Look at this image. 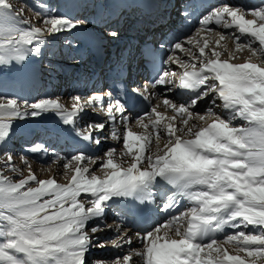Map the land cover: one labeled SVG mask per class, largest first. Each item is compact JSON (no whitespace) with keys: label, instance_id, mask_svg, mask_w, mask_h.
Wrapping results in <instances>:
<instances>
[{"label":"snow or ice","instance_id":"1","mask_svg":"<svg viewBox=\"0 0 264 264\" xmlns=\"http://www.w3.org/2000/svg\"><path fill=\"white\" fill-rule=\"evenodd\" d=\"M23 12L12 0H0V68L25 65L41 56L48 37L71 35L87 24L44 3L34 10L35 22ZM198 24L163 60L181 71L164 70L150 82L152 89L183 90L187 102L153 104L159 97L147 82L122 94L114 83L106 91L74 95L70 107L59 98L0 96V264H89L92 248L132 244L122 220L105 223L106 209L115 202L147 208L158 195L156 209L166 219L136 232L140 247L92 264H264V5L223 4ZM244 50L250 55L237 62ZM200 101L208 105L203 113L193 111ZM141 102L144 112L131 115ZM89 111L103 119L79 127ZM46 114L86 147L109 138L122 147H109L103 156L84 150L56 155L53 163L63 161L67 182L40 179L27 156H20L23 168L13 164L9 144L17 122ZM133 121L141 131H133ZM106 127L108 137L94 135ZM27 151L46 149L41 143ZM105 230L116 236L101 241L95 234Z\"/></svg>","mask_w":264,"mask_h":264},{"label":"bare ground","instance_id":"2","mask_svg":"<svg viewBox=\"0 0 264 264\" xmlns=\"http://www.w3.org/2000/svg\"><path fill=\"white\" fill-rule=\"evenodd\" d=\"M58 2H59V0H51V3H56L57 4ZM222 31L227 32V30H224V29ZM80 38H83V36H80ZM228 43H229V47H233V45L230 42H228ZM244 52H246V53L244 54ZM247 52H248L247 50H244L242 53H238V54H242V57H240V60L237 61V62H243V59L244 58H247L250 55V53L248 52L249 53V55H248ZM180 56L183 57V58H185V59H187V57L184 56L183 53H181ZM78 61L81 62L82 64H85L86 63V61H84V60H79L78 59ZM69 67H70V71H72L73 73H75V75H79V72L80 71L75 72L74 71L75 69L72 68V64H70ZM8 68H10L13 72H16V73H17L16 70H19V69H22V68L26 69V67L24 65L23 66H16V67H8ZM1 71H2V68H0V72ZM17 74H20V73H17ZM80 76H83V73H81ZM87 76H89V75H86L84 77H87ZM36 90L39 91V88H36ZM52 92H54V91H52ZM162 94L163 95H166L169 99H172L174 102H179L175 98L174 95L170 94L167 91H163ZM70 95L73 96L74 93L71 92L67 96L66 95H63V96L65 97V99H67L68 97H70ZM63 96L62 97H59V98H63ZM65 107H68V106L65 105ZM207 107H208V105L204 101H200L197 104V106L195 107V109H193V111L198 112V113H203L206 110ZM88 116H90V117L87 118ZM93 116H96V114H92V115L91 114H84L83 115V118L78 121V126L81 127V128H83L89 122L92 123L94 121L92 119ZM30 119L29 120H26V121H23V124H20L19 122H17L18 127L16 129V134L13 136L12 140H14V138H16V137L22 136V138L25 139V140H27L28 143H29V142H33L35 136H38V138L40 140L39 144L42 143L44 145V147H46L47 144H48L46 142V137L50 134L51 129H52L51 128L52 125L54 123H56L58 125L57 118L54 115H52V114H46V115L41 116V117L36 118V119H32V118H30ZM22 126H25L26 128L27 127H32L33 129H32L31 132H29L28 134L24 135V133H23L24 131H22L23 130L22 129ZM117 126L119 128H122V126L119 123H118ZM56 130L59 132V135H62L64 137L67 136V135H70L71 138L73 137V135L70 132L60 131L58 128ZM108 130H109V128L106 127L105 131H108ZM100 134H102V133H95L94 135H100ZM12 140H11V142H12ZM11 142H10V144H11ZM72 142L73 143H77L78 142V138H72ZM102 145H104V144H102ZM108 147H110V146H108ZM102 149H103V146H100L98 148L97 146L92 145V146H87V147L86 146H82V147H79V148L70 150V148L68 147V145L65 144L64 146H60L58 148V152L60 154H62L64 157H66V156H69L70 157L71 155L76 154L79 150H84L85 153L88 154V155L102 156V154H101V150ZM46 152H47V150L44 153H41V154H45ZM33 156L37 157V156H39V154H33ZM54 159H55V157H53V159L51 157H48L46 159V164H47L46 166H45V162L40 159L39 164H36L38 166H36L34 170L32 169L34 172L36 171L35 174L38 176V178H40V176L42 174H43V176H42L43 178H41V179H47V178H49V176L46 175L48 172L53 173L54 174L53 176H55V178H56L62 172V169L60 168L61 166H59V165H62L61 163H63V161H60L59 163H55L56 165H54L53 164ZM21 163H20V165H22ZM39 171H40V173L42 172L41 175L38 173ZM66 182H67V180L65 181V183ZM105 219H106V214H105L104 220ZM94 223L95 222H93V224ZM95 235L98 236L100 238V240H102V239H108L111 236V234H108L107 232H99V233H96ZM139 247H140V243L138 241L133 246V249H137ZM111 248H113V247H111ZM125 249H127V247L126 246H123L122 249L106 250V251H103L102 253H92V254H88V256L91 255V257H92L91 260L101 259V260H105V261L111 262V260H113L115 257L120 256L121 254H123V251H125ZM229 251H231V249H229ZM104 257H111L112 259H104ZM136 259H138V258H136ZM91 260L89 259L88 262L91 261Z\"/></svg>","mask_w":264,"mask_h":264},{"label":"rangeland","instance_id":"3","mask_svg":"<svg viewBox=\"0 0 264 264\" xmlns=\"http://www.w3.org/2000/svg\"><path fill=\"white\" fill-rule=\"evenodd\" d=\"M12 3H13V6L15 7V8H17V9H21L22 7L24 8V12H23V14L25 13V18L26 19H31V20H33L34 22H35V17H34V10H38L39 9V7H34V8H32L31 6H29L28 4H27V0H12ZM28 6V7H25V6ZM83 19V18H82ZM85 20V19H84ZM86 21V20H85ZM88 24L87 25H84V29H87L88 28ZM91 31V30H90ZM246 52H244V54H245ZM247 54L249 55V53L247 52ZM239 57H242V54H237ZM57 89H59V87L57 88L56 87V89L55 90H57ZM36 92V94L37 93H39V91L38 90H36V88L34 89V90H32V92ZM35 94V95H36ZM55 96H57V95H54V92H52L51 94H50V97H55ZM70 97H71V95H70ZM36 100L38 99V97L37 98H35ZM60 99V101L62 102V104H64V105H67L68 107L69 106H71V101H70V99H69V97L67 98V99H65V97L63 96V98H59ZM30 100H32V98H28V101H30ZM19 138H22V136H19V137H16V138H14V140L15 139H19ZM33 140V139H32ZM34 140H35V137H34ZM33 140V141H34ZM13 143H14V141L12 140V142H11V144L10 145H13ZM10 145H9V147H10ZM15 146H16V148L14 147L13 149H14V157H13V159L14 160H17L20 156H22V155H24V154H20V150L18 151V146H17V143L15 142ZM20 155V156H19ZM25 156V155H24ZM52 158V157H51ZM53 159V158H52ZM20 163H21V160L19 161ZM19 162H14V165L15 166H19L20 164H19ZM29 163L31 164V166H32V169L34 170L35 169V167L36 166H38V165H36V164H34L32 161H30L29 160ZM22 164V163H21ZM54 165H56L55 163H53ZM61 164H63V163H61ZM59 166H61L60 168L62 169V172L57 176L58 178H56V180H57V182H62L63 180H65L66 181V178H65V176H64V169H63V167H62V165H59ZM24 166L23 165H20V168H23ZM36 172V171H35ZM40 175L42 174V172L40 173V171L38 172ZM52 174L53 173H50V172H48L46 175H48L49 177H50V175L52 176ZM25 175H26V171H25ZM14 176H15V178H19L18 176H19V174H14ZM43 176V174L40 176V179L41 178H43L42 177ZM65 183V182H64ZM92 249H95V248H92ZM90 250V252H89V254H92V253H95V251H93V250ZM91 260L92 259V257H91V255H89L88 257H87V260ZM92 261H95V260H92Z\"/></svg>","mask_w":264,"mask_h":264}]
</instances>
